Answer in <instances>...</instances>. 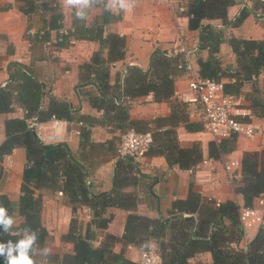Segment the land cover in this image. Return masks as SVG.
I'll list each match as a JSON object with an SVG mask.
<instances>
[{"label":"crops","instance_id":"0c3cea01","mask_svg":"<svg viewBox=\"0 0 264 264\" xmlns=\"http://www.w3.org/2000/svg\"><path fill=\"white\" fill-rule=\"evenodd\" d=\"M189 0H180L186 7ZM226 19H206L204 24L212 26V36L217 40L215 57L221 64V69L229 74L236 71V57L230 46L231 38L243 40H264V0H229ZM35 9L31 14L21 11L23 3L18 0H0V88L8 94L10 111L0 112V145L5 140L4 123L10 119H23L27 116L25 109L24 88L29 84L39 90L41 99L39 116L44 117L53 100L66 101L73 109L71 121L45 119L38 122L40 129L33 130L38 139L47 145L65 144L75 161L86 171L85 183L92 195L110 193L113 189V172L117 162L116 137L120 133L111 127L94 124L86 128L88 134L81 137L82 127L80 116L89 118L91 123L102 119L103 112L92 107L87 98L88 93H97L95 84L81 81V66L88 64L94 53L99 52L107 57V49L102 47L101 39L109 34H117L125 39L124 57L110 63V81L113 85L116 78L123 80L131 67L146 70L150 57L156 48L176 55L175 48L178 38H185L192 50V58L198 72V59L207 61L211 51L196 49L199 41V31L188 29V18L178 14L174 19L169 8L156 0H136L131 13L105 12L100 8L89 11L86 22H75L71 11L63 6L62 0H34ZM61 14L60 26L49 28L53 14ZM240 13H246L243 21L234 26ZM80 28L82 33L77 31ZM89 29L92 30L89 32ZM101 30V37L92 39V32ZM61 30L68 31L69 38L74 43L69 44L67 37L58 41ZM76 31L79 37H76ZM45 32V35H44ZM75 36V37H74ZM82 36V37H81ZM216 45V44H215ZM178 57V55H176ZM91 80L88 76L86 79ZM233 79L222 78V82ZM259 91L258 101L264 99V84L259 82H244L236 96L240 99L239 108L247 113L242 117L255 129L252 138L234 136V148L223 154L219 159L208 156L207 144L213 139L203 129L201 110L197 104H189L179 98L187 94L188 85L183 73L176 72L174 79V98L187 104L186 116L189 121L200 123L199 131H187L184 123L175 128L178 143L187 148L194 143L200 144L201 159L192 170L181 169L178 165L167 164L163 156H144L136 160L138 172L144 177L134 174L136 185L124 188V192H133L140 197L135 212L150 219L174 220L172 210L175 201L185 200L190 191L204 199H212L216 205L234 201L239 207L244 206L241 194H236L235 187L242 184L241 159L246 152H258L262 156L264 170V109H252L251 101L255 91ZM234 95V94H232ZM128 105V115L131 120L148 123L159 118H168L171 113L168 101L155 102L152 95L141 96L124 101ZM263 103H260V106ZM255 109V112H254ZM257 113V114H256ZM46 117V116H45ZM186 118V117H185ZM32 119H26L28 123ZM88 121H85L87 124ZM169 128L163 124L158 130ZM156 129V128H155ZM45 136H54L55 141L44 140ZM83 138V139H82ZM112 141L111 151L96 153L89 144H101ZM83 143V144H82ZM204 160H210L203 163ZM235 161L239 177L230 184L224 170L227 162ZM27 165L23 147H15L0 161V195H5L13 204L17 213V202L20 197V186L23 171ZM147 177V178H146ZM150 181L155 182L152 189ZM58 192H62L59 195ZM41 199L40 221L47 231L42 247L51 249V255L42 260L41 264H64L65 255L74 254L73 243L64 239L70 229L71 221L76 222L77 233L84 234L86 225L94 219L93 211L86 205H76L73 210L63 180H57L51 188H42L35 192ZM252 205H257L254 198ZM261 211L264 213V206ZM130 211L116 206H108L101 210V218L107 219L106 228L97 229L92 246L107 247L116 254L137 264L140 246L125 245L123 241L124 226ZM188 217V214H183ZM16 225L21 219L14 218ZM263 225V224H262ZM261 225V226H262ZM230 242V248L244 250L256 237L260 226L247 229L244 234L238 232L229 221H224ZM166 239L169 231H165ZM239 237V238H238ZM240 240L236 242L237 240ZM155 247V240L149 243ZM212 255L208 251L194 253L189 263L210 264ZM121 264V263H118Z\"/></svg>","mask_w":264,"mask_h":264},{"label":"trees","instance_id":"16d2710c","mask_svg":"<svg viewBox=\"0 0 264 264\" xmlns=\"http://www.w3.org/2000/svg\"><path fill=\"white\" fill-rule=\"evenodd\" d=\"M18 1L24 5L21 7L24 14H31L36 7L34 0ZM229 5V0H189L185 7V15L188 18V29L199 31L196 49L211 51L209 60L198 59V76L201 79L221 83L225 94L236 95L240 92L244 82L254 83L252 79L264 69V40L231 38L229 43L235 54L237 67L234 74L224 72L219 59L214 55L217 40L211 34L212 26L204 24L203 21L226 19ZM245 17L246 13H240L234 21V26L239 25ZM60 20L61 14H53L49 28L59 27ZM77 31L82 33L80 28ZM77 31L76 37H79ZM91 31L89 29V32ZM100 33V29L92 32V39L101 37ZM100 41L102 47L107 49V57H102L99 52L94 53L90 63L81 66L80 80L86 81L87 84L93 81L95 84L97 93H88L87 98L92 107L103 112V117L91 123L88 121L89 118L80 116L81 137L85 139L88 134L86 128L94 124L119 131L120 135L115 139L117 143L120 136L129 130L137 133L149 132L151 143L144 156H163L170 167L178 165L181 169L192 170L201 159L200 144L194 143L187 148L181 147L175 128L181 122L184 123L187 131H200L202 126L200 123L189 121L185 112L187 104L174 98V79L179 57L156 48L146 70L131 67L123 80L116 78V82L111 85L109 84L110 63L124 57L125 39L117 34H109ZM88 76L91 80L87 81ZM222 78L233 79V81L222 82ZM33 85L29 83L24 88L26 94L23 105L28 112L27 116L23 119H10L4 123L5 140L0 145V161L15 147H23L27 165L21 178L16 214L12 202L5 195H0V203L8 209L9 215L13 219L16 216L21 219L9 233L0 232V242L15 240L16 232L20 228L30 226L38 231L41 245L45 241L47 231L40 221L42 204L35 192L42 188H51L57 180H63L64 190L73 210L76 205H86L94 214V219L86 225L83 235L77 233L76 222L71 221L70 229L64 239L73 243L74 254L65 255L64 264H134L126 260L121 253L116 254L107 247L94 248L92 246L96 230L106 228L109 221L101 218L100 212L111 205L130 211L124 226V246H140L142 250H146L151 247L149 243L155 240L156 246L152 248L159 254L162 264H191L189 263L190 257L200 251L211 253L212 262L210 264H264V213L263 225L260 226L256 237L245 250L229 246L230 237L224 226L225 220L236 227L240 235L242 234L238 222L241 207L234 201L216 205L212 199H204L190 191L185 200L173 203V213L179 216H175L172 221L169 219L154 220L137 214L135 210L141 199L133 192H124V188L136 185L135 173L140 177L145 178V176L138 172L136 160L131 157L117 158L113 172L112 192L92 195L85 183L87 176L85 168L73 159L68 147L65 144L42 143L36 133L27 126L26 119L30 117H34L37 122L45 121V119L72 120L70 113H73V109L70 104L57 100L50 103L46 117H40L41 96L39 90ZM147 95H152L155 102L168 101L170 103V116L151 122V126H155L156 129H152L148 123L131 120L128 115L129 106L124 104V101ZM255 95L251 101L252 109L254 107L257 110L258 107L260 110L264 109V99L257 100L259 91L256 90ZM260 103L263 104L260 106ZM6 111H10L8 94L0 88V112ZM163 124L168 125L169 128L158 130L157 128ZM234 136L209 141L208 156L219 159L223 154L231 152L234 148ZM89 145L96 153L112 150V141L106 144L91 143ZM262 164V156L258 152H246L242 156L240 162L242 184L235 187V192L242 195L243 207L251 206L254 198L264 196ZM154 183L150 181L148 187L152 189ZM184 213L189 216L183 217ZM166 229L169 231L167 239ZM238 241L240 240L236 242ZM0 264H4L3 257H0Z\"/></svg>","mask_w":264,"mask_h":264},{"label":"built area","instance_id":"2783aa9c","mask_svg":"<svg viewBox=\"0 0 264 264\" xmlns=\"http://www.w3.org/2000/svg\"><path fill=\"white\" fill-rule=\"evenodd\" d=\"M158 3L167 6L172 13L174 19L178 14H185L186 8L181 4L180 0H156ZM67 37L69 44L74 43L73 38H69L68 31L61 30L58 41H63ZM179 60L176 64V69L179 73H183L188 85L187 94L180 96L189 104H197L201 110V121L203 129L208 133L213 140H221L234 136H244L252 138L255 134V129L243 121L241 118L247 116L243 110L239 108L240 99L236 95L225 94L221 83L215 81L201 79L198 76L195 67L192 50L185 38H178L175 51ZM255 82L264 84V69L261 70L253 79ZM28 127L32 130H39V123L34 117L30 119ZM54 136H45L46 141H55ZM151 143V135L149 132L137 133L134 130H129L122 134L118 140L116 154L118 157H131L138 160L144 157V154ZM210 160H204L203 163H208ZM238 163L235 161L227 162L224 165V170L228 175L230 184L239 177L235 168ZM62 195V192H58ZM264 196L257 197V205L242 207L239 210L238 222L242 234L247 229L259 227L263 224ZM246 249V248H245ZM244 249V250H245ZM137 264H162L161 258L156 250L149 247L146 250H141Z\"/></svg>","mask_w":264,"mask_h":264},{"label":"clouds","instance_id":"9594fccd","mask_svg":"<svg viewBox=\"0 0 264 264\" xmlns=\"http://www.w3.org/2000/svg\"><path fill=\"white\" fill-rule=\"evenodd\" d=\"M63 6L71 11V18L75 22H86L89 11L100 8L105 12L115 11L131 13L136 0H62ZM15 220L9 215L8 209L0 203V232L12 231ZM15 240L0 242V257L4 264H41L51 255V249L42 247L39 243V233L30 226L20 228L16 232Z\"/></svg>","mask_w":264,"mask_h":264}]
</instances>
